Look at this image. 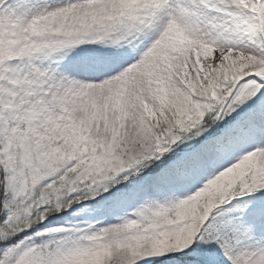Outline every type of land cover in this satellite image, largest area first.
Wrapping results in <instances>:
<instances>
[{"label": "snow or ice", "instance_id": "obj_1", "mask_svg": "<svg viewBox=\"0 0 264 264\" xmlns=\"http://www.w3.org/2000/svg\"><path fill=\"white\" fill-rule=\"evenodd\" d=\"M0 264H264V0H0Z\"/></svg>", "mask_w": 264, "mask_h": 264}]
</instances>
